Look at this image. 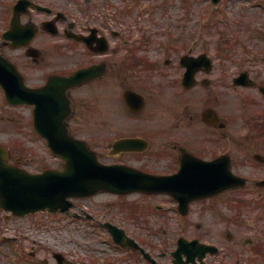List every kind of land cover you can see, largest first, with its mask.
Wrapping results in <instances>:
<instances>
[{"label":"flooded vegetation","instance_id":"af4514ba","mask_svg":"<svg viewBox=\"0 0 264 264\" xmlns=\"http://www.w3.org/2000/svg\"><path fill=\"white\" fill-rule=\"evenodd\" d=\"M18 1L0 0V54L35 87L97 64L96 77L66 89L73 106L66 118L69 131L103 161L172 179L164 191L109 193L147 197L145 205L101 204L88 211L75 203L67 213L43 212L71 217L67 228L79 225L89 254L76 263L264 264V31L232 33V43L241 46L237 60L235 47L218 56L197 52L198 39L187 47L183 31L125 30L96 0H27L15 14ZM29 31L35 36L28 39ZM21 40L26 46L17 47ZM203 52L211 61L185 86L186 57ZM232 62L241 69V84L235 82L238 74L230 75ZM218 66L225 71L216 74ZM232 176L244 184L220 188ZM193 178L213 180L219 190L181 204L175 194L196 191L183 187ZM107 224L124 231L118 233L123 244ZM216 225L225 229L216 232ZM184 237L196 243L183 248L179 260ZM201 242L217 245L219 252L201 259ZM34 248L4 253L0 264L73 263L61 250L51 260Z\"/></svg>","mask_w":264,"mask_h":264},{"label":"rangeland","instance_id":"374dc122","mask_svg":"<svg viewBox=\"0 0 264 264\" xmlns=\"http://www.w3.org/2000/svg\"><path fill=\"white\" fill-rule=\"evenodd\" d=\"M183 1L107 0L106 2V0H96L95 2L100 7L105 6V15L115 13L119 26L125 30L129 28L131 31H158V34L169 31L173 35L183 31V43L187 44V47L198 39L197 52L205 50L216 56L235 47L236 57L234 55L232 57L237 60L240 59L241 46L232 43L233 40L230 39L232 33L234 31L239 33L264 31V9H258L255 6L261 0H222L218 5L212 4L211 0ZM107 3H109L108 6ZM125 8H129L130 11H125ZM231 64L233 67H231L230 75L238 74L240 67L236 66L235 62ZM217 69L216 74L225 71L220 66ZM37 74L39 79H33V83L41 81L40 72L33 73L34 76ZM0 143L9 148L10 161L18 162L30 171L38 172L46 168L63 166V160L53 154L47 141L36 132L33 106L9 104L1 87ZM105 161L110 162L106 159ZM147 202L149 199L140 195L115 197L100 193L83 201L78 200L77 204L86 207L88 211H96L102 208L101 204L145 205ZM201 204L202 202L196 206L199 207ZM192 217L196 219L194 214ZM70 219L71 217L68 216L48 217L45 214L17 217L0 209V262L4 263L2 261L6 257L4 253L12 254L15 251L28 253L33 250V247H36L34 249L40 256L51 260L54 258L51 257L52 252L61 250L73 259L72 264L81 262L89 254L86 250L88 242L83 239L78 224L71 229L67 228V221ZM200 222L203 223V221ZM205 222H208L206 218ZM155 225L151 224V227ZM215 229L217 232L225 228L223 225H216ZM94 239L91 243L96 250L98 244L94 243ZM173 248L174 245L171 249ZM91 252L95 253V251Z\"/></svg>","mask_w":264,"mask_h":264},{"label":"water","instance_id":"95a60500","mask_svg":"<svg viewBox=\"0 0 264 264\" xmlns=\"http://www.w3.org/2000/svg\"><path fill=\"white\" fill-rule=\"evenodd\" d=\"M190 65L196 68L195 64ZM89 76H93L92 69H81L67 78H51L43 89H36L27 86L15 67L0 58V83L6 91L7 100L12 104L35 105L36 130L48 140L53 152L65 160L62 169L49 168L33 173L8 162V149L0 144V207L20 216L46 209L65 211L73 204L71 197L89 196L99 191L128 193L141 189H165L172 182L139 173L131 167L104 164L83 140L70 135L65 124V118L71 112L70 101L63 90L54 92L49 85L55 82L63 88H69L80 84ZM209 182L210 186L207 179L191 180L193 187L205 186L198 188L201 191L214 188L213 181ZM210 194L212 193H183L175 196L192 200ZM116 238L121 241L117 234ZM201 247L205 248L201 257L208 248H213L208 245Z\"/></svg>","mask_w":264,"mask_h":264}]
</instances>
